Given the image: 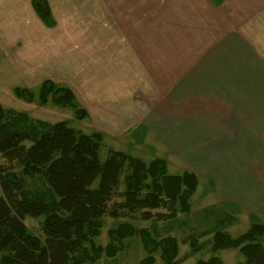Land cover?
<instances>
[{"label": "crops", "instance_id": "0c3cea01", "mask_svg": "<svg viewBox=\"0 0 264 264\" xmlns=\"http://www.w3.org/2000/svg\"><path fill=\"white\" fill-rule=\"evenodd\" d=\"M45 1L50 26L31 0H0V56L19 81L67 86L96 130L119 137L138 127L177 156L188 146L183 133L196 131L188 140L198 147V179L200 165L210 171L205 146L226 147L215 192L264 225V165H246V147L264 155L256 149L264 147V0ZM226 114L256 121L208 138L226 130Z\"/></svg>", "mask_w": 264, "mask_h": 264}, {"label": "trees", "instance_id": "16d2710c", "mask_svg": "<svg viewBox=\"0 0 264 264\" xmlns=\"http://www.w3.org/2000/svg\"><path fill=\"white\" fill-rule=\"evenodd\" d=\"M32 7L47 26L52 19L45 0H31ZM14 95L31 103L35 95L25 87L13 88ZM37 100L76 109L79 120L87 117L77 105L73 92L50 80L40 83ZM103 135L100 131L84 133L65 120L48 122L29 116L24 111L0 105V264H84L94 262L102 252L111 256V245L101 248L92 243L102 226L107 202L115 193L124 169V203L130 211L140 210V218L169 219L178 212L188 213V200L197 186L196 176L189 171L180 175L166 173V163L155 158L145 163L120 150L109 149L106 159L98 156ZM98 185L92 188L94 180ZM149 180V184H146ZM145 187L147 191L141 192ZM178 206V208L176 207ZM167 208V212H152ZM116 215L114 210L109 211ZM43 215V243L29 233L24 217ZM250 226L232 238L215 231L212 250L238 249L243 255L239 264H264V246L259 237L264 225L249 214ZM138 232L147 256L141 264H153L152 253L159 250L165 264H175L178 241L173 236L152 238L148 231L119 224L108 231L111 239ZM192 251L194 238H188ZM89 244V248L85 247ZM195 264H222L216 256L198 259Z\"/></svg>", "mask_w": 264, "mask_h": 264}, {"label": "rangeland", "instance_id": "374dc122", "mask_svg": "<svg viewBox=\"0 0 264 264\" xmlns=\"http://www.w3.org/2000/svg\"><path fill=\"white\" fill-rule=\"evenodd\" d=\"M104 22V26H107L109 24V19H104ZM16 86L25 87L19 81V77L16 75L14 68L10 66L8 61L0 56V105L5 108L24 111L32 118L42 119L48 122L65 120L70 127L79 129L84 133L100 131L94 128V124L91 121L85 118L81 120L77 119L75 117L76 109L62 107L51 101L41 104L37 100L39 86L25 87L31 90L35 95L31 103H27L14 95L13 88ZM76 102L77 105L80 106L77 100ZM223 117H226V130L213 131L207 129L208 138H212L213 136L217 138H221L224 135L230 136L231 133H233L231 128L234 124L253 123L256 121L255 115L233 116L226 114V116ZM204 118L206 120L211 119L209 116H204ZM219 123L222 122L219 121ZM101 133L103 138L98 150V156L101 162L106 159L108 150L114 149L140 158L145 163L155 158L164 159V161L168 163L166 166V173L170 175H180L185 171L192 172L191 168L194 167L193 162L195 163L198 161V156L196 155L198 147L193 144L196 141L188 140L191 139L190 135H192L193 139H196V131L190 132L192 134L189 135H187L186 132L183 133L184 137L187 139L188 146L182 148L183 151L181 156H177L173 151H170V149L164 148L156 137L148 132L146 133L144 130L142 131V129L138 127L136 130L134 128L126 133L123 132L119 137L112 136L109 133ZM199 134L201 135L203 132L199 131ZM215 149L214 145L205 146L204 148L206 152L208 150L204 160L205 163L206 160L209 161L210 171L208 172V168L204 166L206 164L200 165L199 171L206 173L203 174V178L201 177V179L196 177L197 186L188 200L189 212H178L175 217L169 219L151 218L145 220L140 218V210L133 212L128 210L124 204L119 205L124 203L123 196L121 195L125 187L124 176L130 172V168L126 167L120 176L119 185L115 193L107 202V212L102 215V226L99 230V234L92 239V243L101 248H105L112 244L115 252L111 256L102 252L97 260L94 262L85 261L84 264H141V260L147 256V251L138 232L124 236L120 241L111 239L109 236L108 231L116 228L121 223L128 224L135 230H146L154 239L165 236L175 237L178 241V253L175 264H195L196 260H206L210 256L218 257L222 264H239L242 262L244 257L238 249H220L214 252L211 248L215 231L225 232L230 237L234 238L245 232L250 226V213L237 212L235 208L227 202L220 201L219 196L215 192L214 179L218 182H222L224 178H226V147H217L219 154H223L222 156L214 153ZM252 149L255 148L246 147V150L249 151V155L246 157V165L248 166L247 170L256 172L258 166L263 167L262 165H264V155H262L263 158L260 159V157H258L257 159V155L262 153L257 154L254 151H250ZM256 149L264 150V147L259 146V148ZM184 157L187 158L188 161H185ZM0 163H3L1 158ZM195 165L197 166L196 163ZM98 181L99 179L96 178L91 187H97ZM146 184H149V180H146ZM224 185L226 186V184ZM145 191H147V189L143 187L141 192L144 193ZM176 207L178 208L177 205ZM111 210H114L116 215H111V213H109ZM157 211L167 212L168 210L167 208L152 210V212ZM23 221L29 233L37 236L41 243H43L44 235L41 226L43 215L38 217L25 216ZM189 237L194 238L197 243V250L195 252L192 251L189 245ZM258 240L263 244L264 236L259 237ZM85 247L89 248V244L85 243ZM152 257L154 258L153 264H165L160 259L159 250L153 252Z\"/></svg>", "mask_w": 264, "mask_h": 264}]
</instances>
